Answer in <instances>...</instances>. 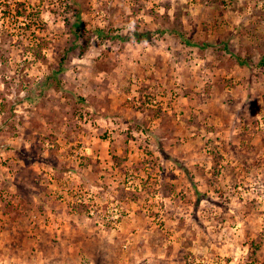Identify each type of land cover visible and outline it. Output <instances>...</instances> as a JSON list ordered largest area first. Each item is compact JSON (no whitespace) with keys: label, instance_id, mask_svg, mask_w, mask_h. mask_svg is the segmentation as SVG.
<instances>
[{"label":"rangeland","instance_id":"1","mask_svg":"<svg viewBox=\"0 0 264 264\" xmlns=\"http://www.w3.org/2000/svg\"><path fill=\"white\" fill-rule=\"evenodd\" d=\"M0 264H264V0H0Z\"/></svg>","mask_w":264,"mask_h":264},{"label":"trees","instance_id":"2","mask_svg":"<svg viewBox=\"0 0 264 264\" xmlns=\"http://www.w3.org/2000/svg\"><path fill=\"white\" fill-rule=\"evenodd\" d=\"M135 36H137V38H136L137 42H138V41L140 42V41H142V40H145V39H144L145 36H144L143 34L136 33Z\"/></svg>","mask_w":264,"mask_h":264}]
</instances>
